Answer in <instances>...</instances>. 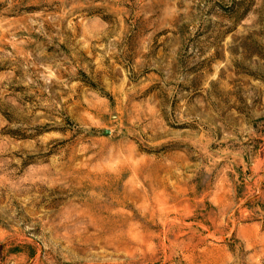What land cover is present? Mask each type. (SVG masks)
<instances>
[{
  "label": "rangeland",
  "instance_id": "obj_1",
  "mask_svg": "<svg viewBox=\"0 0 264 264\" xmlns=\"http://www.w3.org/2000/svg\"><path fill=\"white\" fill-rule=\"evenodd\" d=\"M0 264H264V0H0Z\"/></svg>",
  "mask_w": 264,
  "mask_h": 264
}]
</instances>
